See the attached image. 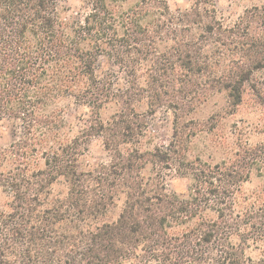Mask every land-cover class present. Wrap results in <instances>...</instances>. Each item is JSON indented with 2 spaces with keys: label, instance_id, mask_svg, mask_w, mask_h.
<instances>
[{
  "label": "trees",
  "instance_id": "obj_1",
  "mask_svg": "<svg viewBox=\"0 0 264 264\" xmlns=\"http://www.w3.org/2000/svg\"><path fill=\"white\" fill-rule=\"evenodd\" d=\"M88 2L68 20L60 0H0V118L20 127L0 148V264H264V125L221 161L187 151L209 97L226 100L212 125L248 92L264 105V3L228 22L215 0ZM104 58L125 88L98 73ZM72 102L86 110L76 125ZM160 108L172 137L150 147ZM95 137L108 159L83 167ZM171 171L186 194L168 189Z\"/></svg>",
  "mask_w": 264,
  "mask_h": 264
},
{
  "label": "rangeland",
  "instance_id": "obj_2",
  "mask_svg": "<svg viewBox=\"0 0 264 264\" xmlns=\"http://www.w3.org/2000/svg\"><path fill=\"white\" fill-rule=\"evenodd\" d=\"M173 9L190 5L194 0H167ZM216 6L228 22H234L247 8L254 5H261L264 0H215ZM88 0H60L62 15L68 20H83L89 11ZM101 76L113 75L116 88L126 87V79L112 61L104 58L98 69ZM226 105L223 95H213L198 106L190 117L198 121L197 133L191 138L187 149L190 157L199 156L209 162H218L226 156L227 143L234 136L243 134L249 137L251 142H256L262 137V125H264V105L260 104L249 92L244 97V102L235 113L223 115L215 124L205 121L216 111H221ZM86 113V110L71 103L68 109L67 118L72 125H76L79 118ZM173 111L167 108H160L150 119L148 144L153 147L168 142L173 133ZM20 127L8 118H0V148L6 147L18 138ZM108 155L104 148L102 138L95 137L87 146L85 156L82 160L83 167H89L98 162L107 161ZM189 179L180 177L174 171L167 174V187L172 192L186 194L189 186ZM260 181L253 177L247 182L243 189L246 193H252L259 186ZM5 196L0 193V204ZM123 201L110 214V219H116L122 209Z\"/></svg>",
  "mask_w": 264,
  "mask_h": 264
}]
</instances>
